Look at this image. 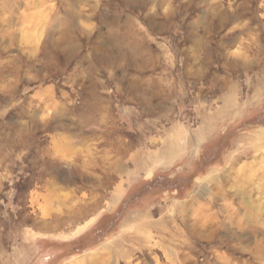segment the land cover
Returning a JSON list of instances; mask_svg holds the SVG:
<instances>
[{
	"label": "rangeland",
	"instance_id": "obj_1",
	"mask_svg": "<svg viewBox=\"0 0 264 264\" xmlns=\"http://www.w3.org/2000/svg\"><path fill=\"white\" fill-rule=\"evenodd\" d=\"M0 264H264V0H0Z\"/></svg>",
	"mask_w": 264,
	"mask_h": 264
},
{
	"label": "bare ground",
	"instance_id": "obj_2",
	"mask_svg": "<svg viewBox=\"0 0 264 264\" xmlns=\"http://www.w3.org/2000/svg\"><path fill=\"white\" fill-rule=\"evenodd\" d=\"M117 199H118L117 196H114L113 202H116Z\"/></svg>",
	"mask_w": 264,
	"mask_h": 264
}]
</instances>
